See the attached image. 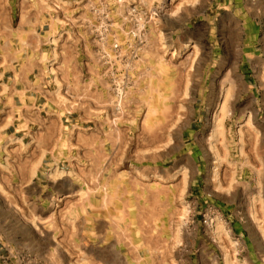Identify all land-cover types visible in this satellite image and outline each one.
Segmentation results:
<instances>
[{"label": "rangeland", "instance_id": "374dc122", "mask_svg": "<svg viewBox=\"0 0 264 264\" xmlns=\"http://www.w3.org/2000/svg\"><path fill=\"white\" fill-rule=\"evenodd\" d=\"M0 264H264V0H0Z\"/></svg>", "mask_w": 264, "mask_h": 264}, {"label": "crops", "instance_id": "0c3cea01", "mask_svg": "<svg viewBox=\"0 0 264 264\" xmlns=\"http://www.w3.org/2000/svg\"><path fill=\"white\" fill-rule=\"evenodd\" d=\"M49 75L48 72L39 69L35 71L22 69L12 72L11 78H8L7 84L11 81L12 85L14 109L12 110L11 127L14 132H28L31 127L44 128L50 126L53 120L56 121V124L59 121L61 125L81 123L79 118L71 117L67 110L65 112L60 98L49 90L48 86L51 83L48 81L51 79ZM93 77L90 76V79ZM20 138L23 140L25 137ZM39 142H36L38 146L34 147L33 151L40 150Z\"/></svg>", "mask_w": 264, "mask_h": 264}]
</instances>
